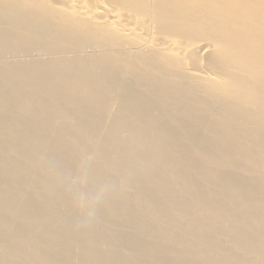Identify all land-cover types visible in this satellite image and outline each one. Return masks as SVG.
I'll return each instance as SVG.
<instances>
[{"label": "bare ground", "instance_id": "1", "mask_svg": "<svg viewBox=\"0 0 264 264\" xmlns=\"http://www.w3.org/2000/svg\"><path fill=\"white\" fill-rule=\"evenodd\" d=\"M44 1L0 0V264H264L263 3ZM46 1L68 3L70 24ZM170 7L178 21L190 10L204 28L235 25L216 41L249 40L227 48L255 59L244 77L190 70L223 89L206 111L200 84L151 51L216 43L142 37ZM111 30L156 47L91 40Z\"/></svg>", "mask_w": 264, "mask_h": 264}, {"label": "rangeland", "instance_id": "2", "mask_svg": "<svg viewBox=\"0 0 264 264\" xmlns=\"http://www.w3.org/2000/svg\"><path fill=\"white\" fill-rule=\"evenodd\" d=\"M48 1H46V3L48 4V7H50V9L47 11L51 12L52 10H55L53 12V14H51L49 19H52L54 21V23L58 24V25L66 24V23L70 24L73 16L68 14V13H63L60 11V9H62V11L67 9V7L66 8H64V7L66 5H68V3H64V2L63 3H58V2L52 3V1H50L51 4L49 5ZM107 1L110 3L111 0L110 1L104 0V1H102V4H104V5H105V3L107 4L108 3ZM117 1L118 0H114V1L112 0V4H114V5L116 4L118 6V8H120L119 6L122 5L120 3L121 1L120 2L119 1L117 2ZM190 1H193V0H184L183 5L188 8V6H189L188 2H190ZM197 1H199L202 4V6H205L209 9H211L213 12H220L221 7L225 4V0H197ZM260 1L264 5V0H260ZM85 2L90 3L89 5H96L97 7H99L98 5L101 4L100 2L97 3V0H92V1L87 0ZM149 3L151 4V6L155 5V4H157V0H149ZM112 4L110 3V5L109 4H107V5H109L112 8H115L116 5L114 6ZM233 5H236V3ZM198 7L201 8V5H198ZM58 8H60V9H58ZM168 11L170 14L166 15L167 16L166 18L157 19V23L159 24L160 29L154 30L152 28V30H153L152 31V30H150L151 28L148 27V25L145 23L146 27L143 28V31H141L143 34L142 37H146V34H148L149 38L147 37L145 39H152L154 41L156 36H157V38L158 37H164L165 36L164 34L168 33V31H172V32L176 33V35L180 34L182 36L183 41L187 42V45L190 44L189 42L192 43L193 41L197 40V38H204L207 41L215 42L217 45L216 49L210 55H204L203 53H202V55H200L201 54L200 52L195 53L196 52L195 51V52H193L192 56L187 57L186 55L182 56L180 54H177L176 52L155 51L153 49H150V50L154 51V52L153 51H151V52L156 59L165 58L169 61L170 65L173 68H175L176 71L183 72L185 74L184 78H185V81L187 83L190 81H195L197 84H200L201 92L198 93L197 91H195L194 93L198 97L203 98V100L206 101L205 111L208 109L207 104H209V105H215V104L220 105L221 100H215L212 97H210L209 95L214 93V92H218L220 94V92L223 91L222 87H219L215 91L217 84H212L207 80L196 78L195 76L191 75L190 70L195 69L196 66H200L201 69L206 70L207 72L218 73V74H221V71L224 69L235 70V72H236L235 76L236 77H244L243 73H241L240 71H247L248 67H249V62L251 60H255V59L252 58L251 56H249V52L246 50H243L241 53L231 52L228 54L227 48L236 46L237 49H240L244 43L249 42L248 38L244 37V38L238 39V38L233 37V35H229V36L224 37L221 41H216V39L212 35L215 30L219 29V27L224 28L225 26H227L228 28L234 29L235 25L232 23L217 22V24H215L214 26H210L209 28H204L203 25H200L197 23H191L194 20V18L192 16V13L190 10H188V13L184 14L183 20H181V21H178V19H177L178 16H175L179 12L176 7H170L168 9ZM217 21H224V20L217 18ZM136 23L140 25L142 23V21L141 20L135 21V24ZM158 24H156V25L154 24L155 27L156 26L158 27ZM246 24L254 27V25L256 23L248 22ZM148 28H150V29L148 30ZM144 29L147 32H145ZM150 31H151V34H150ZM154 31L155 32L157 31L156 34L157 33L159 34V32L161 31L160 32L161 34H159L160 36H158V34L156 35ZM93 34L97 35V32L95 30H93ZM129 34H121V32L115 33L114 31L111 30L108 32L107 35L102 36V37H95L91 40L103 39L107 42L115 43V44L119 45V47H122V48L126 47V48H130V49H134V50H136L138 48L144 49L143 46H149V43H145V44L141 43L142 41L140 39H137L139 36L138 37H137V35L134 36L135 34H133V33H129ZM131 35H133V36H131ZM177 36H179V35H177ZM135 37H137V38H135ZM139 43H141V44H139ZM153 43H150V44H152V46H149V48L150 47H156L153 45ZM141 46H142V48H141ZM85 49H88L91 52L94 51L90 48H85ZM184 51L186 52L187 50H184ZM185 52H183V53H185ZM251 53L253 55L256 54L255 51H253ZM198 54H199V56H198ZM197 56L199 58H197ZM23 60L27 61V59H23ZM256 66H257L256 72L261 67L264 68V58L260 61H256ZM250 100L254 103L255 107H258L256 94L250 96ZM247 109H248L249 113L256 112V114L262 115L261 112H257L250 105L247 107ZM259 119L261 120L262 116H260Z\"/></svg>", "mask_w": 264, "mask_h": 264}]
</instances>
